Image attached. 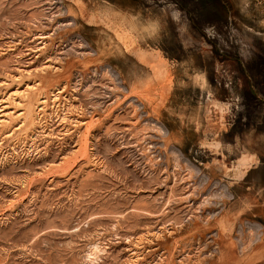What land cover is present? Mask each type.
Returning a JSON list of instances; mask_svg holds the SVG:
<instances>
[{
  "label": "rangeland",
  "instance_id": "1",
  "mask_svg": "<svg viewBox=\"0 0 264 264\" xmlns=\"http://www.w3.org/2000/svg\"><path fill=\"white\" fill-rule=\"evenodd\" d=\"M0 113V264H264V0H0Z\"/></svg>",
  "mask_w": 264,
  "mask_h": 264
},
{
  "label": "bare ground",
  "instance_id": "2",
  "mask_svg": "<svg viewBox=\"0 0 264 264\" xmlns=\"http://www.w3.org/2000/svg\"><path fill=\"white\" fill-rule=\"evenodd\" d=\"M115 23V22H114ZM112 26V25H111ZM121 27V26H120ZM112 28V27H111ZM114 29H116V28H114ZM122 29V28H121ZM123 29H125V27L123 28ZM118 31V30H117ZM127 32V31H126ZM118 33H120V30H119V32ZM116 35V34H115ZM117 36V35H116ZM44 39V38H46V37H44V36H40L39 37V39ZM29 88V87H28ZM63 91H61V90H58L57 91V93H55V94H52V96L51 97H54L55 99H56V97H57V95L58 94H60V93H62ZM96 92V91H95ZM27 94V93H26ZM25 97V96H24ZM35 98V97H34ZM43 99L41 100V102H40V104H45L46 103V100H45V97H42ZM58 99V98H57ZM30 100H31V98H30ZM32 102V101H31ZM20 104V103H19ZM31 104V103H30ZM30 104H28V105H30ZM22 105V104H21ZM94 105V104H93ZM97 105V104H96ZM5 111V110H4ZM30 111V110H29ZM10 113V112H9ZM1 114V113H0ZM26 115V114H25ZM28 115V114H27ZM4 118H9V114L8 113H3V114H1L0 115V123H4L5 121H6V119H4ZM30 119V118H29ZM63 120V119H62ZM27 121H29V120H27ZM8 122V121H7ZM1 126V125H0ZM86 152V151H85ZM85 155V154H84ZM87 155V154H86ZM98 249H100V248H98Z\"/></svg>",
  "mask_w": 264,
  "mask_h": 264
}]
</instances>
